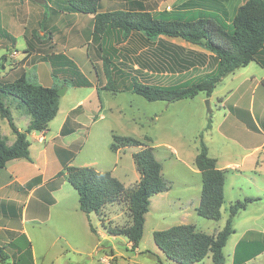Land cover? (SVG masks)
I'll list each match as a JSON object with an SVG mask.
<instances>
[{"label": "crops", "instance_id": "1", "mask_svg": "<svg viewBox=\"0 0 264 264\" xmlns=\"http://www.w3.org/2000/svg\"><path fill=\"white\" fill-rule=\"evenodd\" d=\"M163 1L101 0L99 12L117 9L145 10L156 16L166 10L171 11L173 14H178L180 18H192L201 10L212 12V9L204 8L203 6L189 7L187 0H173L174 8H170V4H167L165 9H161L160 6ZM175 1L178 2L175 3ZM244 1L217 0L214 3V7L224 6L230 19L234 9ZM205 3L208 2L206 1ZM49 8L51 9L50 22L47 24V18V21L45 20V24L42 26L44 31L40 32L41 30L39 29V33L36 36L32 37L29 35L23 40L25 46L23 55L19 59L23 61H16L13 68L11 67L10 71L8 70L7 76L10 75L12 80L16 75L23 73L28 79L29 76L40 79L42 77V63L49 62L52 79L48 85L43 86L57 85L60 88L65 85L66 92H71L72 90L71 94L74 97V102L62 110V97L59 96L58 110L53 119L47 124V128L42 131H31L27 134V139L30 136L31 141H33L31 142L28 139L30 143L29 159L23 157L14 158L8 160L0 168V245L1 243L6 245L3 247L9 255L15 253V248L11 245V242H16L19 239V234L17 235V233H23L30 242L32 264H43L55 245L65 251H80L82 249L81 240L84 235L92 236L94 253L104 254L105 247L102 245V241H105L109 235H115L108 232L105 223L113 220L115 222V220L119 219L120 213L117 212V206L119 207L120 203L106 204L101 210V219L94 212H91L87 217L79 209L78 194L75 202L73 197V201H70L69 198L64 199L57 196L65 181L62 176L58 177L57 174L62 169L63 163H68L74 166H91L99 171L108 170L125 187H131L136 183L140 175L135 163V166L131 165L129 172H124V174L118 172V165L122 158L121 154L124 155L125 151L128 150L132 158V153L139 150L140 146H130L129 148L123 146L115 151L111 150L109 146L113 140V133H120L118 135L125 134L124 132L116 133L113 130L112 123H151L152 132L145 131L140 136L141 138L143 136L150 138V141H147V145L152 147L155 158L158 161L161 159L160 157L172 159L174 162L185 166L187 174L191 173L192 177L200 178V182L197 179L195 183L191 179L185 180L183 185L186 186L183 189H187L188 194H181L173 198V200L181 201L179 207H182H180L181 210L179 212L182 223L187 221L186 219L189 216L188 209L196 212L195 209L199 203L202 182L200 171L194 164V159L199 149L195 136H193V142H191L186 140L185 134L180 131L171 132L170 129H163L164 123L169 124L168 127H170L171 123H175L176 111L177 113L184 112L185 114L181 123H192V119L193 121L195 119L194 123H201L202 138L207 146L208 155L215 158L216 167L224 171V197L227 173L232 176L264 174V84L261 83L264 77V46L260 53L262 64L250 61L246 66L237 68L222 79L230 77V80L235 82L223 94L217 92V86L223 82L221 81L209 96H206L204 92H199L193 97L182 98L173 102H165L163 100L147 101L131 90L133 79L141 83L160 87L186 84L215 71L217 65L215 54L203 45L191 43L178 36L165 34L148 38L141 31H131L125 38H122L119 31L111 30L108 35L93 36L94 14L67 12L65 10L58 11L53 7L51 8V5H49ZM41 11L39 22L44 15L43 9ZM39 27H41L40 23ZM46 34L49 36V42L56 46V49L53 47V50L49 52H46L45 48L47 41L42 38ZM14 46L17 48L16 39ZM15 50L17 52V49ZM47 53L61 54L71 60L88 79L89 85L72 86L62 84L61 75H52V64L47 59ZM9 56H11V53ZM102 56H104L105 66ZM61 65L63 64L59 62L60 67ZM106 67L109 69L108 74L104 70ZM0 72V75H3L4 71ZM92 72L96 78L90 76ZM56 80L58 81L55 82ZM106 85L112 89L103 88ZM247 85L251 89L249 96L248 92L242 91V89H247ZM77 90H80L79 93ZM255 92L258 93L257 97ZM118 98L121 103L116 101ZM205 98H208L211 104L212 100L215 99L216 115L205 114L202 105V101ZM193 100L196 101L194 102ZM8 103L11 106L13 99L9 98ZM21 109L22 113L27 117L23 123L24 128L14 123L22 131L29 122V115L22 107ZM211 112H213L212 109ZM187 114L188 118H186ZM0 118L2 117L0 116ZM247 118L253 122L251 123L253 125L252 129L245 125V122L242 123ZM209 119L210 127L204 129ZM237 119L240 121L242 119L241 123ZM50 124L55 125V133L53 135H48ZM226 126L231 131H234L229 136L224 131ZM9 129L12 132L10 127ZM62 129H64V133L61 132ZM84 130L85 135L81 136ZM161 130L167 135L159 134ZM0 133L6 138L1 130ZM176 135L184 139V145L176 146L172 144L170 137ZM255 135L261 137L262 140H256ZM166 137H169V140H165ZM243 138L250 141L248 145L243 144L244 141L240 140ZM14 139L15 135L12 132L10 140L6 139L7 144H12ZM65 139L66 141H63ZM215 140L220 141L224 146H227L229 142L236 144L242 153L236 157L220 156L213 149ZM96 141L103 142L105 145L103 154L99 155L94 152V155L88 160L81 159L82 150L87 147L91 149V144ZM252 141L255 142L252 143ZM70 151L73 153L72 158L69 161H65L64 152L68 153ZM159 152L161 156H158ZM101 156L102 158H97ZM247 160L248 171H245ZM161 175L163 178V169H161ZM171 175L173 178L176 177L175 174ZM237 188L241 189L240 187ZM169 191L170 188L155 195L166 198ZM155 195L150 197L149 209L145 214L144 228L151 210L156 215L154 220H157L158 213L162 212L166 206H161L160 203L154 202L153 198ZM250 197L260 199L256 193ZM183 200L184 202H182ZM256 200L249 202L243 210H246L248 205ZM167 202V205L171 203L169 199ZM231 203H233L232 200H230ZM260 216L263 215L260 214ZM94 217L99 218L101 228H98L94 223ZM102 217L105 220H102ZM251 219L255 220L253 216ZM15 220H18V228L10 225ZM89 222L94 227L95 232L90 230ZM177 223L181 224L180 222ZM194 225L197 228L196 224ZM154 230H156L155 226H152L151 231L153 232ZM1 233H4L5 239L1 236ZM127 244L130 246L128 240ZM19 245H24L22 239L19 241ZM110 249L112 250V248ZM137 249L136 247L132 251H137ZM156 251L163 256V253L158 248ZM263 253L264 251L257 256ZM254 258L248 260L247 264H250Z\"/></svg>", "mask_w": 264, "mask_h": 264}, {"label": "trees", "instance_id": "2", "mask_svg": "<svg viewBox=\"0 0 264 264\" xmlns=\"http://www.w3.org/2000/svg\"><path fill=\"white\" fill-rule=\"evenodd\" d=\"M100 1L64 0L63 10L94 14L93 36L108 35L111 30L119 31L122 38L131 31H141L148 38H154L160 34L178 36L191 43L205 46L217 58L214 72L186 84L160 87L133 79L131 90L147 101L173 102L193 97L199 92L209 96L216 85L237 68L246 66L250 61L262 63L260 53L264 46V0H245L234 9L229 20L226 19L228 13L224 6L214 7L217 0L188 1L189 7L203 6L212 9V12L201 10L192 18H180L178 14L166 10L156 16L145 10L117 9L99 12ZM206 1L208 3H205ZM45 17L44 13L40 23ZM202 37H205V42L202 41ZM47 54V59L52 64V75H61L62 84L89 85L88 79L71 60L61 54ZM103 60L104 56H102ZM59 62L63 64L61 67ZM104 70L108 74V67ZM261 83L264 84V77ZM103 88L112 89L108 85ZM57 89V85L43 86L32 82L23 73L16 75L12 80L0 78V116L7 120L15 135L13 143L7 144L6 138L0 133V168L14 158L29 159L30 143L27 134L47 128V124L58 110ZM9 98L16 101L17 106L22 107L29 115V122L22 131L13 121ZM209 127L210 119L205 129ZM61 132L64 133V129ZM112 138L109 147L113 151L127 144L140 146L139 150L132 153L140 175L135 185L125 187L108 170L99 171L91 166H74L68 163H63L57 176H62L76 190L79 209L87 217L94 212L101 219V210L106 204L124 202L129 213V223L125 227H108L107 230L111 234L125 236L130 242V249L133 250L143 236L145 214L149 209L150 197L166 191L169 187L162 178V165L155 158L151 146L127 135L113 133ZM144 140L150 141V138L145 137ZM68 153L73 155L71 151ZM194 164L200 171L202 182L196 213L204 218L216 220L220 216V208L224 201L225 175L223 170L216 167L215 158L208 155L207 146L202 140V132L199 133V149ZM256 199L258 198L246 196L243 200H235L231 203L224 226L213 234L197 229L194 224H174L164 229L154 230L152 232L154 243L167 259L177 264H194L207 256H210L212 264H223L225 263L223 248L234 230L233 217L249 202ZM89 228L95 232L90 222ZM17 235L19 239L11 242L15 248V253L12 254L15 261H12V264H32L30 242L23 233H17ZM21 239L24 241L23 246L19 245ZM263 251L264 232L248 230L234 247L232 264H247L248 260ZM12 256L0 245V264H7L9 259L13 260ZM157 261L161 262L159 258Z\"/></svg>", "mask_w": 264, "mask_h": 264}, {"label": "rangeland", "instance_id": "3", "mask_svg": "<svg viewBox=\"0 0 264 264\" xmlns=\"http://www.w3.org/2000/svg\"><path fill=\"white\" fill-rule=\"evenodd\" d=\"M172 1L173 0H164L160 8L165 9V6L167 4H170V8H174ZM187 1H191V0H187ZM25 2H28V3L25 4ZM177 2L178 1H175V3ZM63 4H64V0H48V1L44 0L43 3H38L35 0H0V71H4L3 75H0V78L9 80L10 75L7 76V73L10 71L9 69H11V67L13 68V66L16 64V61H23V60H19L20 57L23 55V48L25 46L23 40H25L29 35H31L32 37L36 36L37 33H39L38 31L40 28L41 30H43L42 26L45 24V20L47 21V18H48L47 24L50 22L51 9L49 8V5H51V8L53 7L56 10L61 11L63 10ZM42 9L46 17L44 21L40 23L39 20L41 19ZM226 19L229 20L228 17ZM39 23L41 27H39ZM42 38L43 39L45 38V40L47 41L45 44L46 52L52 51L53 47H55L56 49V46H53L49 42L50 39H49L48 34H46L45 36H42ZM14 39H16L17 48L14 46V42H13L15 41ZM14 49H17V53L13 55L16 58H14L13 56H9V54ZM49 64H50L49 62L42 63V77L40 79H36L33 76L32 77L29 76V79L32 82H37L42 85H48L50 80L52 79V76L50 74L51 67L49 66ZM259 64H262V63H259ZM90 76L92 78H96L93 72ZM57 81L58 80H56L55 82ZM221 81H220L221 83L219 82L220 84L218 83L219 85L217 86V92L222 93V94L223 92H225V90L229 89L231 86H233V84H235L234 81L230 80V77H228L227 79L225 78L224 80H221ZM84 89H87V88H84ZM77 91L79 93L80 90H77ZM242 91L248 92V96L251 94V89H249V85H247L246 90L242 89ZM71 92L64 91V93L61 95L62 110L66 109L67 106L71 105L74 102V97H72ZM253 95H254V92H253ZM255 95L257 97L258 93L255 92ZM122 98L125 99L124 97ZM206 100L209 101L208 98H205L202 101L205 114L208 113L207 107H206ZM116 101L121 103V100L119 98ZM193 101L195 102L196 100H193ZM215 104H216L215 99L212 100V104L209 101L210 108L213 110V112L208 113L210 116L216 115L217 107ZM15 105H17V102L13 100V103L10 106V112H11L13 121L18 126L24 128L23 123L25 122V119L27 117H25V115L22 113L21 107H18V106L15 107ZM184 115H185L184 112L177 113L176 111L175 123H171L170 127H168L169 124L164 123L163 129L164 128L166 130L170 129L171 132L180 131L185 134L186 140H190L191 142H193V136H195L197 146H198L199 145V133L202 132L201 131L202 125L201 123H194L195 119L194 121L192 119V123H181ZM186 118H188V114ZM244 122H245V125L249 126V128L251 129L253 128V125L251 124L253 122L251 119L250 120H248V118L244 119L242 123ZM112 125H113V130L116 133L124 132L125 134L123 135H127L129 137H133L136 139L140 138V141H143V143H146V144H147V141L144 140V138L147 136H143L141 138L140 135L145 131L152 132L153 130L151 123H112ZM0 130L6 136V139L10 140V138L12 137V132H10L7 121L4 118H0ZM49 131L50 132H48V135H53L55 133L54 124H50ZM224 131L227 132L228 136L231 135L232 132H234V131H231V129L228 126H226ZM82 133L83 134L81 136H84L85 130ZM159 134L167 135L166 133L163 132V130H161ZM254 137L256 140H260V141L262 140V138L258 137L257 135H255ZM170 138L172 139L171 141L172 144L176 146L184 145V139H181L178 135L171 136ZM28 139L30 141L32 140L30 136H28ZM58 140L62 142L60 138H58ZM165 140H169V137H166ZM240 140L244 141L243 144L245 145H248V143L250 142L246 138H243ZM63 141H66V139ZM255 141H252V143H254ZM91 146H92L91 149L87 147L86 149L82 150L80 154L81 159L88 160L92 155H94V152L99 155L103 154V149L105 148V145L103 144V142L96 141L92 143ZM130 146H134V145H131V144L126 145V147L128 148ZM213 149L215 150L216 154H219L220 156H224V157H236L240 153H242V151L238 148L236 144L229 142L227 146H224V144L220 143V141L218 140H215ZM121 156L122 158L118 165V169H119L118 172L121 174H124V172L125 173L129 172L131 165L132 166H135V165H134V162L131 156L129 155L128 150L125 151L124 155L121 154ZM158 156H161L160 152L158 153ZM63 157L65 158V161H69L72 158V156L67 152L66 153L64 152ZM97 158L100 159L102 158V156L97 157ZM160 158L161 159H159V162L162 165L163 174H164L163 178L165 182L167 183L168 187L170 188V191L168 192V196H166V198L158 197L157 195L154 196L153 198L154 202L160 203L161 206H165V205L166 206L163 208L162 212L158 213L157 220H154V217H156V215L151 210V214L147 217V222L144 228L143 236L137 246L138 248L137 251H132L130 249V246L127 244V238L125 236L109 235V237L105 241H102V245H104L105 247L104 254L94 253L92 236L84 235L81 240L82 249H80V251H75V252L65 251L62 248H59V246L55 245L53 250L47 256L43 264H100V262H102L103 256L110 257L109 264H177L174 261L167 259L164 256V254L162 256L160 252H157L158 250L156 251L157 248L155 246V243L152 237L151 228L152 226H155L156 230L164 229L165 227L174 225L177 222H180V223L183 222L182 218L180 217V212H179L181 210L180 207H182V206L179 207V204L181 203V201H178L177 199L173 200V198L181 194H184V195L188 194L187 189H183V187L186 186V185H183L185 180L191 179L192 182L195 183L197 179H198V182H200V178L192 177L191 173L187 174L186 167L174 162L172 159L171 160L164 159L163 157H160ZM247 166H248V160L246 161L245 171H248ZM171 174H175L176 177L173 178ZM226 179H227L226 192H225V197H224V203L221 207V217L216 220L207 219L202 216H199L196 212H193L192 209H188L189 216L186 219L187 221H184V222L190 223V224H196L199 230L205 231L206 233L213 234V232L215 233L216 230H219L224 226L226 218L228 217V210H229L228 208L230 205V200L234 202L235 200H243V198L246 196L250 197L255 193L258 194L260 197V199L258 198L259 200H256L254 203L249 204L246 210H243V209L239 210V212L232 219V225H233L234 231L229 236L227 243L225 244L223 248V253L225 255V263L223 264H232L233 250L240 236L247 230L251 232H264V174L262 175L246 174L245 176H232L229 173H227ZM136 183H134L133 185H135ZM237 187H240L241 189H238ZM182 189L183 191H181ZM76 195H77L76 191L65 180L64 185L62 186L57 196L59 198L63 197L64 199L69 198L70 201L74 200L75 202ZM72 197H73V200H72ZM168 199L171 201L169 205H167ZM182 202H184V200ZM119 203H120V206L119 207L117 206V212L120 213L119 219L115 220V222L113 220V221H108L107 223H105L106 229L108 227L110 228L125 227L129 223V213L127 210V206L122 201ZM260 214H262L263 216H260ZM162 215H165V216L162 217ZM252 216L254 217L255 220L251 219ZM93 220H94V223L97 225V227L101 228L99 224L100 223L99 218L94 217ZM102 220H105V219H103L102 217ZM10 225L18 228L19 227L18 220H15L14 222L10 223ZM1 236L5 239L4 233H1ZM1 245L4 247L6 246L4 243H1ZM110 248H112L113 251ZM10 256H12V254ZM12 258L13 260L9 259L7 264H12V261L13 262L15 261V257L12 256ZM158 258L161 259V262L157 261ZM194 264H212V262L209 256L208 258H204L200 262H196ZM250 264H264V253L254 258L250 262Z\"/></svg>", "mask_w": 264, "mask_h": 264}, {"label": "water", "instance_id": "4", "mask_svg": "<svg viewBox=\"0 0 264 264\" xmlns=\"http://www.w3.org/2000/svg\"><path fill=\"white\" fill-rule=\"evenodd\" d=\"M35 1H37L38 3H43L44 2V0H35ZM202 41L205 42V37H202ZM65 89H66L65 85H63L62 87L58 88L57 89V94L59 96H61L64 93ZM206 107H207V112L210 113L211 112V108H210L208 100H206Z\"/></svg>", "mask_w": 264, "mask_h": 264}, {"label": "built area", "instance_id": "5", "mask_svg": "<svg viewBox=\"0 0 264 264\" xmlns=\"http://www.w3.org/2000/svg\"><path fill=\"white\" fill-rule=\"evenodd\" d=\"M169 8V7H168ZM16 50L14 49L12 52H11V56L16 54ZM109 256H103L102 258V262H100V264H109Z\"/></svg>", "mask_w": 264, "mask_h": 264}]
</instances>
